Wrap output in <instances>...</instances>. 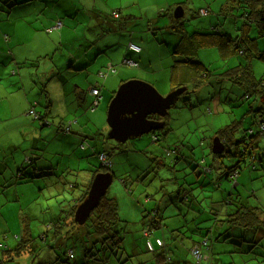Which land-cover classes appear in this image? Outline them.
Masks as SVG:
<instances>
[{"label": "rangeland", "instance_id": "374dc122", "mask_svg": "<svg viewBox=\"0 0 264 264\" xmlns=\"http://www.w3.org/2000/svg\"><path fill=\"white\" fill-rule=\"evenodd\" d=\"M49 1L51 0L30 2L0 0V243L6 245L8 242V248L14 247L19 242L28 243V246H24L26 248L32 247L30 243H50L59 245L62 251L74 246L75 258L83 259L80 244L81 240L88 237L85 234L86 224L77 225L71 221L72 216L69 211L74 206L75 199L72 198V205L69 206L67 226L54 224L53 216L60 214L59 200L78 191L79 186L72 188L68 185L78 183L81 185L82 176L89 174L85 170L88 164L84 161L76 163L72 160L73 142L68 139L62 141L60 136L63 137V134L56 136L54 126L39 125L40 129H49L52 132L50 138L37 140L40 154L44 152L43 159L34 154V150L28 146L29 138L36 126L28 125L29 120H33L28 114L29 110L45 107L44 112L49 117L51 115L48 114L46 107L51 114L62 112L60 94L55 89L45 90L41 100L37 101L38 83L42 82L40 77L45 73L48 62L30 60V58L36 59L39 53L37 49L39 45L32 42L38 36V32L46 36L50 34L45 33L42 24L32 16H27V13L32 6H37L42 14L47 13ZM208 1L215 10L228 2V0H55L56 11L63 17L64 29L61 40L56 38L54 44L49 47L50 53L60 51L57 49L60 44L58 42L66 43L70 34L76 36L78 42H83L89 37L98 38L100 46L87 49L86 52L96 55L100 50V55L96 56L100 61L95 71L98 78H104L105 76H100L98 72L105 62H110L104 57L109 54L106 48H112L113 51L114 48L121 46L115 42L110 47L105 43V47L103 42L112 38L120 40L123 37L121 34L110 32V25L106 29L98 26L97 16L92 12L94 7L104 12V24L107 25L116 23V18L112 14L121 10V19L132 16L133 26L140 28V31L144 27L149 31L140 32L136 40L143 52L153 57L154 63L147 69V78L137 79L147 81L162 95L177 87L187 86L186 91L179 95L176 102L168 109V113L162 117V120H165L163 128L123 142L108 137L109 127L106 122L108 102L100 110L101 128L104 124L106 127L99 132V136L103 141L111 144L106 148L110 151L112 173L106 195L113 196L117 200L121 220L119 234L123 237V248L118 256L123 255L124 261L118 263L117 258L112 256V264H136L149 255L145 251L144 229L153 230L159 236L164 235L163 228L150 226L145 216L144 212L152 207H157L163 213L165 216L161 220L163 223L168 222L171 227L181 225L172 233L178 234L179 239L182 235L186 246L178 244L177 251L171 254L175 260L174 264H264L263 226L228 229L219 238L216 237L217 232L225 227L222 219L227 212L234 211L238 203L255 207L256 214L261 210L263 213L261 217L264 219V135H259L256 147L262 149L263 158L254 161V168H251L252 159L248 152H245L241 158L226 154L217 156L211 148L214 134L221 128L225 129L228 125L235 124L234 135L237 133L239 138L250 124L254 129L257 127V123L250 121L252 112L249 108L252 101L243 99V89L224 78L221 73H225L233 65L249 63L253 75L264 83V36L258 37L256 28L252 27L250 35L257 36L258 53L263 54V57H258L256 53L252 58L237 54L224 59L219 56L216 47L200 48L197 59L203 61L201 64L206 68L203 72L208 76L206 79L192 77L186 84L171 88L169 79L165 78V73L161 69L163 64H167L166 68L170 69L172 58L168 55L166 57V54L173 50L181 35L172 28L178 19L174 17V11L176 6L181 5L177 3L183 2L187 9L194 10L201 3L206 5ZM21 3L23 6L19 7ZM167 9L168 12L165 11ZM213 9L211 10L214 11ZM69 10L71 14L66 17L65 13ZM33 13L36 17L38 12ZM210 13L215 14V12ZM202 19L207 17L196 14L194 18H187L185 25L184 22L179 23L187 31L194 30L193 24ZM30 21L38 25L37 30H33ZM239 22L236 17L225 16L222 17L221 23H225L224 30L228 31V27L230 29ZM167 25L166 30L164 27ZM58 32L59 29L54 30L55 36ZM148 36L151 38L156 36L157 41L149 42L146 49L143 42H146ZM85 44L88 42L85 41ZM48 45L49 42L45 41L44 49ZM11 51L12 56L9 60L7 53ZM63 51L66 52L67 49L63 48ZM44 53L46 52L44 51L42 55ZM123 66L127 67V65ZM89 67L91 69V64ZM129 67L125 69L136 71L140 67L139 62L136 67H130L135 69ZM109 68L110 65L108 67L105 65L103 70ZM13 70L15 73H12ZM203 73L200 72L201 76H204ZM196 79L203 81L194 82L193 80ZM78 81L89 90L85 81ZM32 83L35 85L33 90L30 89ZM219 83L221 88H218ZM115 86L116 84L109 86L106 84L102 90L109 95ZM72 117H67L65 122L68 124ZM89 123L94 128L98 125L93 120H89ZM167 132H169L168 137H165ZM153 136L157 137V141L152 140ZM201 140L204 141L203 145ZM11 144L14 146H9ZM168 147L177 149L176 153L167 155L165 149ZM254 151L256 152L255 149ZM85 154L86 152L79 148V156L83 157ZM87 156L91 159L89 162L94 169L100 165V161L94 155ZM202 157L207 158L206 164L212 166L213 171L197 173L199 168L198 166L194 168V162ZM175 158H178L177 164ZM62 160L66 161V164L56 165ZM235 163L238 172L237 185L233 186L223 175L216 177L215 172H223ZM66 166L69 169L63 171ZM124 181L130 193L126 190ZM57 182L64 186L63 194L57 190L58 187L55 185ZM176 182L179 183L178 188ZM218 182L222 184L223 193L219 191L221 184L217 187ZM171 184H176V189L171 188ZM147 195H150L151 199H146ZM231 200L233 203L230 202ZM39 234H44L45 239L39 238ZM205 235L209 239L210 248L202 247L201 259L197 261L189 248L194 243L192 240L204 238ZM224 235H229L225 241L222 240ZM25 255L28 254L22 253L14 262L7 261L4 264H24L27 261L24 259ZM127 255L132 257L127 259ZM177 257H181L182 260ZM28 264L43 263L29 259Z\"/></svg>", "mask_w": 264, "mask_h": 264}, {"label": "crops", "instance_id": "0c3cea01", "mask_svg": "<svg viewBox=\"0 0 264 264\" xmlns=\"http://www.w3.org/2000/svg\"><path fill=\"white\" fill-rule=\"evenodd\" d=\"M23 1L30 2L31 0H23ZM209 2L210 1H208L206 3V5H202V3H201L194 10L187 9L183 2L177 3V4H181V5L176 6L177 11L182 12V14L177 19L178 20V26L183 27V25H181L179 22H184V25H185L187 18H194L195 15L198 14V15H201L203 17H207V19H202V20L195 22L193 24L194 30L189 29L187 31L183 27L185 30V33H187V35L188 34L192 35L196 31L197 32L210 31L211 26L218 25L219 23L221 24L219 27L224 32H226L227 34H230L232 36L237 35L239 32L238 28L240 27V24L239 23L235 24V26L230 28V29L228 27V31L224 30L225 28L223 26L225 23H223V24L221 23L222 17L225 16V15L223 16V13H222V8H223L222 5L223 4L221 5V7L218 10H215L211 7ZM22 6H23V3H21L19 7H22ZM179 7L181 8L180 10H179ZM201 8H207L208 11L215 12V14H211L208 12L207 14H205L206 16L202 15L199 13V10ZM210 8L213 9L214 11H212ZM11 9H13V6H11ZM76 10H78V9H76ZM94 10L95 11L93 13H95V15L97 16L98 26L106 29L110 25L111 26L110 32H112L113 34H116V33L121 34V36L123 37V39H120V40H117L116 38H112V39L104 41V42L102 41L104 43V45H105V43H108L109 47L115 42H117V44L119 46H121V48H118V47L114 48L113 51H112V48L111 49L106 48V50L109 51V54L105 55L104 57L106 59H108L110 62L109 63L105 62V65H107V67L109 65H110V67L115 66L116 71L114 73H111L109 71V69L104 71L103 68H105V65L102 66L98 73H100V72L107 73L105 75V77L102 79H100L96 76V71H95L97 68L96 65L100 61L99 57H96L97 55H100V50L97 51L96 55H92V54L86 52L87 49H94V48L100 46L99 42L97 41L98 38H93V37L85 38V41L88 42V44H85V41L78 42L76 36L70 34L66 43H61L60 41L58 42L60 44H59V47L57 49H60V51L56 50V51H53L52 53H50L48 51L49 47L52 44H54L56 38L61 40V37L63 34V29H64V26H62L63 25V22H62V25L59 28V32H58V34H56L57 36H55L54 30H58V29H53L51 32L46 31V29L52 27L56 23L57 20L62 21V18H63L60 16V13L56 11L55 0L49 1L47 13L42 14L40 12V9H38L37 6H32L30 8L29 12L27 13V16H32L33 18H35L36 21L38 20L42 24V26H43L42 28L45 30V33L50 34L49 36H46V35L38 32V36L35 37L32 41V42L37 43L39 45V47L37 48L39 53H38V56L36 57V59L30 58V60H43V61L48 62L47 63L48 67L46 68L45 73L43 74V76L40 77L42 82L38 83V85H39V87H38L39 96L37 97V101L39 102L41 100L42 94H43V92H45V90L55 89L60 94V103L62 106V112L59 114H55V113L51 114L49 109H48L47 112H48V114L51 115V117L46 115L43 107H42V109L36 110V111L40 112L42 115H44L45 122L43 124H39L38 120L35 119L32 116V114H30L33 117V120L30 119L28 125L30 127H33L34 125H36L37 127L35 126L33 128V132L29 138V142H28L29 145L28 146L31 150H34V154H36L37 156H40L42 159H43V153L44 152L42 151L40 154V152H39L40 149L38 148L37 140L44 139L46 137L50 138L52 135V132L49 129L48 130L40 129V126H54L56 129L55 135L59 136V135H62L64 132L61 130V127L58 128V126H63V124H67L65 122L66 118L73 116L71 118V120L69 119L70 122L68 123L70 126V129H71V133L63 134L64 136L61 140L62 141L64 139L71 140L73 142L72 144L75 145V150H73V152H72V154L75 156V158L72 156V160H74L76 163H78L80 161H84L85 163L88 164L87 165V167H88L91 164L89 162V160H91V159L88 158L87 155L92 154V155H94L95 158H97L95 151L106 150V148L111 145V144L103 141V139L99 136V132L103 131V129H105V127H106V124H104L103 127L101 128V126H102V120L100 119L101 108L104 107L106 102H108V104H109L110 99L113 97L116 88L118 87V85L121 82L129 80V79H137V78L145 79V78H147L146 77L147 72H148L147 69L149 68V65L154 63V61H152L153 57L149 53L143 52L142 48H141V51L138 53L132 52V50H130L128 48V44H127L128 42L132 41V42L139 45V43L137 42L136 39L138 36H140V32L145 33L147 31V28L144 27L140 31V28H136L135 26H133L134 17L132 18V16H127V17L121 19L122 11L120 9H119L120 11L118 12L117 17H115L112 14L113 17L116 18V23L115 24H109L108 23L107 25H105L104 24L105 23L104 16H103L104 12L99 11L95 7H94ZM35 11L38 12L36 17L33 13ZM166 11L168 12V9ZM97 12H99L100 15H98ZM70 14H71V10L67 11L65 13V16L69 17ZM41 15H43V16H41ZM118 19H121V20H118ZM122 21H124L126 23L121 24L120 22H122ZM29 24L32 25L34 31L37 30L36 28H38V25L34 24L32 21H30ZM67 24H68V22H67ZM164 29L167 30L168 25L166 27H164ZM117 31H119V32H117ZM147 32H149V31H147ZM55 33H57V32H55ZM78 37H79V35H78ZM8 38H9V36L7 37V39ZM10 38H11V42H12V40H13L12 34H11ZM2 40H3V38H2ZM125 40L126 41L128 40V41L126 42ZM45 41L49 42V45L46 47V49H44L45 48ZM152 41H154V43H156V41H157L156 36L154 38H151L150 36L146 37V42H143L146 49L148 47V43L152 42ZM196 41L198 43V41H199L198 38L196 39ZM105 47H106V45H105ZM208 47H216L218 49V47L215 45V43L211 44L209 46H204V47H200V48L204 49V48H208ZM63 48L67 49V51L66 52L63 51ZM200 48L197 50V54L200 51ZM255 49L257 51H259L257 49V40L255 42ZM44 51L46 53H44L42 55V53ZM172 51L173 50H171L170 53L166 54V57L168 55L170 58H172V62H173L174 57H173ZM240 54H243V53H240ZM7 56L10 60L11 56H12V51L7 53ZM219 56L222 57L220 55V53H219ZM125 57H130V58L137 60L139 62V66H140L138 68V70H136V71L126 70L128 66L127 67L123 66L124 64L121 65L122 60ZM230 57H233V55L228 56L226 58L228 59ZM226 58H224V59H226ZM195 59H197V55H196ZM197 60L200 61L201 63L203 62L200 59H197ZM90 64H91V69L89 67ZM118 65H120L121 67H116ZM166 67H167V64L161 65L162 72L165 73V78L169 79V82L171 83V86H172L171 88H173V87L175 88L177 85L186 84V82L188 80H191L189 72H187V74H185L184 70L182 71L181 69H178V68L174 69L172 67V64L170 66V69L166 68ZM129 69H135V68L129 67ZM12 73H15V70H13ZM90 76H91V79H90ZM254 77H255V75H254ZM255 78L257 79V77H255ZM78 80L85 81L86 84L89 86V90H87L85 88L86 86L83 85V83L78 81ZM73 84H76V85L73 86ZM106 84H107V86L116 84V86L112 89V91L110 92L109 95L104 90H102ZM34 86L35 85L32 83L30 85V89L33 90L32 88ZM95 86L100 88V91H99L100 92V99H99L97 107L94 110H91V103L94 99V96L92 95L90 89L92 87H95ZM214 86H215V84H214ZM218 88H221V83L218 84ZM257 105H259V103ZM99 107H100V109H99ZM263 107H264V104H263ZM254 115H255V113H254ZM254 115H253V113L251 115L252 120H250V121L252 123H255V120L258 118L257 116H254ZM57 120H59V121H57ZM89 120L96 121L98 125H96V127L94 128L92 125H90ZM250 126H251V124L248 127H250ZM252 128H254V127H252ZM168 133L169 132H167L165 137H168ZM216 135L217 134L215 132L214 136H216ZM235 137L236 138L238 137L237 133L235 134ZM259 138H260V136L255 137L254 141H256L257 144H258ZM184 141H185V138H184ZM202 141L203 140H201V143H202ZM203 144H204V141H203L202 145ZM9 146H14V144H11ZM184 146L186 147V145H184ZM79 148H82V150L86 152V154L83 156L85 158H81L79 156ZM168 149L170 151H168ZM62 150L66 151V149H63V148H62ZM161 150H163V148ZM176 150L177 149H175V148L172 149L171 147H168L165 149L167 155H172L173 153H176ZM256 152L259 156L258 160H261V158H263L262 149H260L258 147L256 149ZM204 159H205V163H206L207 158H204ZM97 160H99V158H97ZM178 162H179L178 158H175V164H177ZM60 163H66V161L62 160L61 162L56 163V165H61ZM175 164H174V167L176 166ZM36 165H37V163H36ZM91 166H92V164H91ZM209 167H210L211 171H213L212 166H209ZM217 168H219V166H217ZM78 169L82 170V168H78ZM85 170H87V169H85ZM168 170H170V169H168ZM87 171L89 172V170H87ZM91 175H92V172H89L88 175H83L81 185H79V183L68 185L72 188L75 186H79L78 191L73 193V195L65 196L59 200V202L61 203L60 204V214L53 216V218L54 219H56L58 217L62 218L60 220L61 223L64 222V224H61L62 226H65V225L67 226V223L69 221L67 218V213H68L69 206L72 205V203H71L72 198L77 200V199H79V197L81 195H83L85 186H88L90 184ZM215 175L217 178H219L221 176V172H219V171L215 172ZM237 177H238V172H237ZM237 177H236V180H237ZM175 179H176V177H174V180ZM228 181L231 182V184H232L231 180H228ZM176 183H177V185L176 184L175 185L177 187L178 182H176ZM217 184H218L217 187H219V185L221 183L218 182ZM55 185H57V187H58L57 190H60L61 194H63L62 189H64V186L60 185L59 182L55 183ZM175 185L171 184V186H172L171 188L176 189ZM232 185L235 186V185H237V183L235 185L234 184H232ZM221 187H222V184L219 187L220 188L219 191L221 193H223L224 189H222ZM73 204H74V202H73ZM164 217L165 216L163 215V218ZM167 218H168V216H167ZM163 225H164L163 231H165V232H164V235L162 234V237H164V241L166 243L167 242H173V241L179 242L180 240H182L183 244H186L185 238L182 235H181L182 238L179 239V237H177L178 234H175V235H177L176 237H174V235H172L171 233L167 234L168 230H169V232H172L173 230L179 228V226H181V225H179L177 227H171L168 224V222H164ZM152 235L153 236H159L156 233H154ZM8 244L9 243L7 242L6 245L4 246L5 247L4 249L8 248V246H9ZM46 247H48V245L42 243V245L41 244H35V245L33 244L31 250H29L30 252L27 251L28 249H24V253L28 254V255L24 256V259L27 260L24 264H28L29 259L37 260L43 264H64L59 259L60 252L57 254L53 253L54 250L59 251V249L56 245L52 244V247L51 246H49L48 248H46ZM33 248H35V249H33ZM45 249L50 251V254H48V252ZM35 250H37V251H35ZM176 251L177 250H175V252ZM177 259L182 260L181 257H177ZM14 260H15L14 258L8 259V261H13V262H14Z\"/></svg>", "mask_w": 264, "mask_h": 264}, {"label": "trees", "instance_id": "16d2710c", "mask_svg": "<svg viewBox=\"0 0 264 264\" xmlns=\"http://www.w3.org/2000/svg\"><path fill=\"white\" fill-rule=\"evenodd\" d=\"M82 6L84 9L83 4ZM222 6H223L222 8L223 16L224 15L226 17L232 16L240 20L239 22L240 27L238 28L239 32L235 36H232L224 32L219 27L221 25L220 23L218 25L211 26L210 31H205V32L196 31L192 35L189 34L187 35V33H185L184 28L178 26V20H176L175 23L172 25V28L181 34L172 51L174 57L172 62V67L174 69L178 68L181 69L182 71L184 70L185 74L189 72L191 79L192 77L194 78L200 77L204 79L208 77L203 73L204 70H206V68L201 64L200 61L195 59L197 55V50L200 47L209 46L215 43V45L218 47L219 53L222 56V58L223 57L226 58L231 55H237L240 53H243L246 56V58H252L253 55L256 53L258 57L260 56L263 57V54L258 53L259 51L255 49V42L257 36L258 37L264 36V0H228L227 4L225 6L224 5ZM88 11L91 12V10ZM116 12L118 13V11ZM97 13L98 15H100L99 12ZM120 23L125 24L126 22L122 21ZM253 26L256 28L257 36L250 35ZM197 38L199 40L198 43L196 41ZM127 44H129V42ZM140 51H141V47H140ZM200 72H202L204 76H201L202 74H200ZM197 74L200 75L197 76ZM221 75L225 76L224 78L231 80V82H233L235 85H239L243 89L244 93L242 95V98L252 101V104H250L249 111H251L253 115L255 113L254 116H257L258 118L255 120V123H257V128L254 129L251 126L248 127L247 129H245L244 134L239 138L236 137L234 138L235 136L234 130L236 129L235 124L228 125L225 129L222 128L219 129L216 132V134L221 139H223L225 143V149L222 153H216V155L218 156V155L226 154L229 156H233V157L238 156L241 158L245 152H248L251 154L250 158L251 159L252 157L254 158V160L251 163V168H254V166L252 167V165L254 164V161L259 158L258 154L254 151V149L256 150V147L258 146L257 142L254 140L256 136L260 135L259 127L261 125V122L262 123L264 122V107H263L264 83L261 80H258L254 77L249 63L236 64L232 67H229L228 70L225 71V73L222 72ZM193 81L196 82L203 80L196 79ZM258 103L259 105H257ZM46 110H48V107H46ZM28 113L32 114V116L38 120L39 124H43L45 122L44 115H42L40 112L36 111L35 109H30ZM60 127L61 130L64 132L63 134L71 133L69 124H63V126H58V128ZM60 138L62 139L63 137L60 136ZM152 140L157 141V137L153 136ZM80 149L82 150V148ZM73 150H75V145H73V148L71 149V156L75 158V156L72 154ZM168 151L170 150L168 149ZM95 154L97 158H99L100 165L97 166L95 169L91 166V164L87 168H85L89 170V172H92L91 178L99 171H110L111 169V164H110L111 158H110L109 150L95 151ZM100 154H103L105 156L104 161L100 160ZM81 158H85V157H81ZM196 162L197 161L194 162V168L196 167L195 166ZM60 164L64 165L66 163H60ZM204 164L209 167V165L205 163V159H204ZM236 166L237 163L229 166L227 169H225V171L221 172V175L226 177L228 180H231L229 176L234 171H237ZM68 169L69 167L66 166L63 169V171H66ZM17 171L18 174H20L19 170ZM31 171L33 173V170ZM123 183L125 184L126 190L130 193V189H127V184L125 183V181ZM89 185L85 186L83 195H81L79 199L77 200L75 199L74 206L70 209V211L68 209V211L72 216L71 221L77 225H81V224L74 221L73 219L74 211L77 205L86 197ZM147 198L151 199L150 195H147L146 199ZM226 199L228 200L229 197H227ZM116 201L117 200L115 197L106 195L105 193V195L101 197L99 203L90 212L87 220L83 223L86 224L85 234L88 237L87 239L81 240V244H80V252L83 259H80L78 257L75 258L74 246L67 247V249L62 251L59 245H56L59 251L54 250L53 253L57 254L60 252L59 259L62 263L112 264L111 262L112 256H115L117 258L118 263L124 261L122 259L123 255H121V257L118 256V254L122 251L123 248L122 247L123 237L119 234V230H120L119 223L121 220L119 219L118 206ZM230 202L233 203V200H231ZM254 208L255 207L253 206L250 207L245 204L238 203L235 210L230 213L227 212L225 218L222 219V221L224 220L223 222L225 223V227H222V229L217 232L216 237L219 238L221 234L224 232L226 233L228 229L254 228L258 226L264 227V219L261 217V214H263L262 211L260 210V212L256 214V212H254L255 210ZM144 213L149 220L150 226L154 228L159 227L161 229L164 227L163 225L164 223L161 221L163 219V213L160 212V210L157 207L154 208L152 207L150 209H147ZM61 219L62 218L58 217L55 219V223L54 222L53 223L56 225L64 224V222L62 223L60 222ZM172 232L171 234L174 235ZM154 233L155 231L153 230H150L148 228L144 229L143 235L146 237L145 251L148 252L149 255L144 260H140L136 264H174L175 260H173V256L171 254L175 253L178 244L183 247L186 246V244H183L182 240H180L179 242L173 241L166 243L164 241V237L162 236L152 237V234ZM83 234L84 233L82 232V235ZM176 236L177 235H174V237ZM228 237L229 235H224L222 237V240L225 241ZM39 238L44 240L45 235L39 234ZM156 239H160L162 244L158 245V243H156ZM204 239H206L205 244L202 243ZM192 241L194 243L190 246L189 248L190 251L194 245L199 246L200 251L202 247L206 249L210 248L209 239L207 235H205L204 238L200 237L198 240H192ZM148 242L151 244L152 246L151 248L148 246ZM30 244L33 245L34 243H30ZM44 244L48 245V247L49 246L52 247V244L50 243H44ZM4 246L5 245H2L0 243L1 264L7 262L8 259H12V258L15 259L16 257L20 256L22 253H24V249H28L27 251H29L32 248V247L26 248L24 246H28V243H20V242L11 248L4 249L5 248ZM70 249L72 251L71 256L68 255V250ZM45 250L48 252V254H50V251H48L47 249ZM131 257H132L131 255L126 256L127 259Z\"/></svg>", "mask_w": 264, "mask_h": 264}, {"label": "water", "instance_id": "95a60500", "mask_svg": "<svg viewBox=\"0 0 264 264\" xmlns=\"http://www.w3.org/2000/svg\"><path fill=\"white\" fill-rule=\"evenodd\" d=\"M181 14L176 8L174 16L178 18ZM186 89L187 86H180L162 95L147 81L129 79L121 82L107 106L108 137L123 142L163 128L165 120H162V117ZM152 115L158 118H151ZM211 148L213 153H222L225 149L223 139L218 135L214 136ZM111 180L110 171H99L91 178L86 197L74 211L75 222L83 224L87 220L90 212L105 195Z\"/></svg>", "mask_w": 264, "mask_h": 264}, {"label": "built area", "instance_id": "2783aa9c", "mask_svg": "<svg viewBox=\"0 0 264 264\" xmlns=\"http://www.w3.org/2000/svg\"><path fill=\"white\" fill-rule=\"evenodd\" d=\"M209 11L207 8H201L199 10V13L202 14V15H205L207 14ZM113 15L115 17H117L118 13L115 11L113 12ZM62 25V21L61 20H57L56 23L50 27V28H47L46 31L47 32H51L53 29H59ZM128 48L130 50H132L133 52H139L140 51V46L133 43V42H129L128 44ZM122 64L124 65H127V66H130V67H136L138 65V61L133 59V58H130V57H125L123 58L122 60ZM109 71L111 73H114L116 71V68L115 66H111L109 68ZM107 73H101L100 72V76H105ZM92 95L94 96V99L91 103V109L94 110L97 105H98V102H99V99H100V92H99V88L98 87H92L90 89ZM261 122V121H260ZM259 134L261 135H264V122L262 123L261 122V125L259 127ZM100 160L104 161L105 160V156L103 154H100ZM254 160V158L252 157V161ZM195 166H198V170H197V173L201 174V172H204V173H208L210 172V169L207 165L204 164V158L202 157L201 159H199L197 162H196V165ZM254 166V164L252 165V167ZM230 179L232 181V184H236L237 183V180H236V177H237V171H234L233 173L230 174ZM205 241L206 239H204L202 241L203 244H205ZM156 243H158V245H161L162 242L160 239H156ZM148 246L151 248V244L148 242ZM191 253L193 255V257L196 259V260H200L201 258V253H200V248L199 246L197 245H194L192 248H191ZM68 255L71 256V250L68 251Z\"/></svg>", "mask_w": 264, "mask_h": 264}, {"label": "flooded vegetation", "instance_id": "af4514ba", "mask_svg": "<svg viewBox=\"0 0 264 264\" xmlns=\"http://www.w3.org/2000/svg\"><path fill=\"white\" fill-rule=\"evenodd\" d=\"M150 117H151V118H153V117H154V118H158L157 116H153V115H152V116H150Z\"/></svg>", "mask_w": 264, "mask_h": 264}]
</instances>
